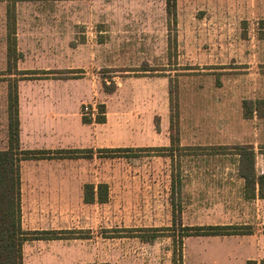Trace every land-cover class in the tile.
Here are the masks:
<instances>
[{
  "label": "rangeland",
  "instance_id": "1",
  "mask_svg": "<svg viewBox=\"0 0 264 264\" xmlns=\"http://www.w3.org/2000/svg\"><path fill=\"white\" fill-rule=\"evenodd\" d=\"M170 1L0 0V150L15 78H28L19 90L38 106L53 97L58 113L76 107L90 118L85 107L94 104L107 116L95 125L93 157L23 163V229L74 232L25 242L24 264L264 259V199L245 198L238 154L254 150L264 174V0ZM13 3V69L36 74H8ZM73 139L63 145L80 144ZM107 148L133 151L100 152ZM100 183L108 202L85 203V185ZM207 225L253 234L182 237L184 227Z\"/></svg>",
  "mask_w": 264,
  "mask_h": 264
},
{
  "label": "trees",
  "instance_id": "2",
  "mask_svg": "<svg viewBox=\"0 0 264 264\" xmlns=\"http://www.w3.org/2000/svg\"><path fill=\"white\" fill-rule=\"evenodd\" d=\"M168 7H171L170 0ZM6 44L7 60L10 76L36 74L35 71H20L16 66L19 60L17 50V13L16 5H9L6 12ZM14 70V72H13ZM28 78H15L9 81L8 86V147L0 150V264H24L23 245L27 241L36 240H61L71 239L74 236L72 230H33L27 231L22 226V163L27 160L57 159V158H87L93 157L92 149H57V150H28L21 147L20 141V117H19V85L20 80ZM178 112L175 118L178 120ZM94 118L84 116L85 123L93 122ZM97 123L106 122V107L101 105ZM173 122V127H174ZM173 143H178V135L172 136ZM172 151V148H161ZM129 153L133 148H107L100 152ZM139 151H145L140 148ZM239 173L244 179V196L248 200L264 199V174L256 171L255 152L252 149L241 148ZM85 203H106L109 200V185L100 183L86 184L84 187ZM182 237L190 236H234L251 235L250 226L240 225H207L184 227ZM182 241V240H181ZM109 264V263H102ZM246 264H264V259L248 260Z\"/></svg>",
  "mask_w": 264,
  "mask_h": 264
},
{
  "label": "crops",
  "instance_id": "3",
  "mask_svg": "<svg viewBox=\"0 0 264 264\" xmlns=\"http://www.w3.org/2000/svg\"><path fill=\"white\" fill-rule=\"evenodd\" d=\"M37 97H24L22 90H19V117H20V141L21 147L28 150H57V149H92L96 147L92 144L93 141H99V136L93 134L96 130L95 125L104 124L97 123L95 118L91 123H85L83 121L84 116L80 113H76L74 108L70 111L58 113L56 112L57 100L53 97L49 100H44L43 105H37ZM47 104V105H46ZM107 117V116H106ZM107 120V118H106ZM106 123V122H105ZM74 126L82 133L76 137V133L73 132ZM94 137V138H92ZM77 139L79 145L67 144L65 142L74 141ZM93 140V141H92ZM56 142L62 145H54ZM90 142L89 144H87ZM94 143V142H93ZM87 144V145H86ZM71 158H57V159H41V160H27V161H49V160H67ZM74 159V158H72ZM83 160L86 158H76ZM26 162V161H24ZM23 162V163H24ZM22 163V167H23ZM34 174V172H33ZM66 177L67 174L65 173ZM34 177V175H33ZM64 178L63 176H61ZM32 178V176H31ZM24 188L23 180V168H22V194ZM66 191H71L67 189Z\"/></svg>",
  "mask_w": 264,
  "mask_h": 264
},
{
  "label": "built area",
  "instance_id": "4",
  "mask_svg": "<svg viewBox=\"0 0 264 264\" xmlns=\"http://www.w3.org/2000/svg\"><path fill=\"white\" fill-rule=\"evenodd\" d=\"M85 115H88L90 118H95L98 115V110L94 104L85 107Z\"/></svg>",
  "mask_w": 264,
  "mask_h": 264
}]
</instances>
